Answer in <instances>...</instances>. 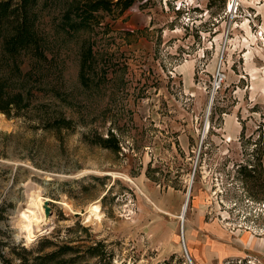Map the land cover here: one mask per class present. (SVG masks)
Segmentation results:
<instances>
[{
	"label": "rangeland",
	"instance_id": "rangeland-1",
	"mask_svg": "<svg viewBox=\"0 0 264 264\" xmlns=\"http://www.w3.org/2000/svg\"><path fill=\"white\" fill-rule=\"evenodd\" d=\"M76 2H34L39 47L21 54L0 28V87L23 97L0 113V253L264 264V0H137L69 34Z\"/></svg>",
	"mask_w": 264,
	"mask_h": 264
},
{
	"label": "trees",
	"instance_id": "trees-1",
	"mask_svg": "<svg viewBox=\"0 0 264 264\" xmlns=\"http://www.w3.org/2000/svg\"><path fill=\"white\" fill-rule=\"evenodd\" d=\"M38 0H20L19 5L13 4L12 0L0 1V28L4 30L5 49L11 56L21 54L23 51L32 47H39V36L36 30V23L32 17V4ZM137 0H81L80 3H72L71 8L63 16L66 30L69 34L79 31H88L94 29L100 14L113 13L119 10L121 13L129 10ZM94 55L91 54L83 60L84 75L86 81L90 80L87 71L95 66ZM23 97L21 94H11L6 88L0 87V113L13 117L18 114L22 107ZM17 112L16 114H14ZM107 140L105 145H109ZM52 242H47L44 247L32 255L20 258L21 264H67L68 261L63 257L73 250L71 246H66L62 251L53 250L47 254H41L45 249L51 248ZM94 253V255H96ZM1 264H14L10 259H6L0 253Z\"/></svg>",
	"mask_w": 264,
	"mask_h": 264
},
{
	"label": "bare ground",
	"instance_id": "bare-ground-1",
	"mask_svg": "<svg viewBox=\"0 0 264 264\" xmlns=\"http://www.w3.org/2000/svg\"><path fill=\"white\" fill-rule=\"evenodd\" d=\"M36 199V200H35ZM187 199H188V197H187ZM32 202V204H33V206H34V208L36 207V209H39V211H40V213L42 214L43 213V211H44V208H43V206H45V203L47 202H45V201H43L41 198H40V196H36V197H34L32 200H31ZM186 204H187V201L185 202V204H184V207H183V213H182V215H181V219H182V222H184V220H185V216H186V213H187V208H188V206L186 207ZM36 205H38V207L36 206ZM189 205V204H188ZM185 211H186V213H185ZM33 213V212H32ZM89 216H88V220L89 221H102V214H101V212H100V206L99 205H95V206H92L91 208H90V210H89ZM185 214V215H184ZM34 215V214H33ZM35 222H37L38 220H39V218L42 216H40V215H38V217H37V215H36V213H35ZM184 229H185V226H184V228H183V233H185V231H184ZM183 235V234H182ZM188 255V254H187Z\"/></svg>",
	"mask_w": 264,
	"mask_h": 264
},
{
	"label": "water",
	"instance_id": "water-1",
	"mask_svg": "<svg viewBox=\"0 0 264 264\" xmlns=\"http://www.w3.org/2000/svg\"><path fill=\"white\" fill-rule=\"evenodd\" d=\"M213 100H214V95H212V97H211V101H210V107H209V113H208V116H209V114H210V111H211V108H212V103H213ZM192 185H193V182H192V184H191V186H190V189H189V191H188V194H187V196H188V199H187V204H186V207L188 206V204H189V201H190V198H191V196H190V192H191V189H192ZM45 210H46V214H50V207H49V205H48V203H46V205H45ZM185 213H186V211H185ZM185 215V214H184ZM183 226V225H182ZM183 234V233H182ZM183 236V235H182ZM187 253V252H186ZM188 256V255H187ZM188 258H189V262H190V264H194L193 263V261H192V259H191V257L190 256H188Z\"/></svg>",
	"mask_w": 264,
	"mask_h": 264
},
{
	"label": "crops",
	"instance_id": "crops-1",
	"mask_svg": "<svg viewBox=\"0 0 264 264\" xmlns=\"http://www.w3.org/2000/svg\"><path fill=\"white\" fill-rule=\"evenodd\" d=\"M188 240L189 241H191L192 242V244L193 243H197V240H195L196 242H193V240H191L190 238H188ZM194 246V245H193ZM212 246V245H211ZM202 253H200V255H201ZM207 255H209L211 258H215L216 257V255L219 257L221 254H220V250L218 249V247H215V245H214V247H212V248H210L209 249V251H208V253H207ZM207 260V259H206ZM197 262H200L198 259L196 260ZM210 261V260H209Z\"/></svg>",
	"mask_w": 264,
	"mask_h": 264
},
{
	"label": "built area",
	"instance_id": "built-area-1",
	"mask_svg": "<svg viewBox=\"0 0 264 264\" xmlns=\"http://www.w3.org/2000/svg\"><path fill=\"white\" fill-rule=\"evenodd\" d=\"M217 75H218V77H219V82H218V84H220V83L223 81V78H222V75H220V73H218ZM218 84H217V85H218Z\"/></svg>",
	"mask_w": 264,
	"mask_h": 264
}]
</instances>
